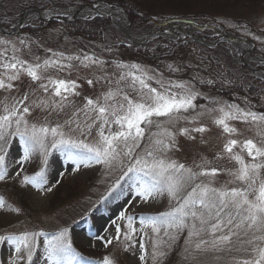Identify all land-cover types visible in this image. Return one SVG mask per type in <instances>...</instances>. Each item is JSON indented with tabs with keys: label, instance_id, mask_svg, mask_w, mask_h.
Returning a JSON list of instances; mask_svg holds the SVG:
<instances>
[{
	"label": "snow or ice",
	"instance_id": "snow-or-ice-1",
	"mask_svg": "<svg viewBox=\"0 0 264 264\" xmlns=\"http://www.w3.org/2000/svg\"><path fill=\"white\" fill-rule=\"evenodd\" d=\"M8 43L0 41V44ZM20 43L24 45L25 41ZM11 50L10 57L0 52V57H3L0 69L4 70L0 73V89H12V82L26 74L38 82L45 93L51 90V97L38 99L31 105L25 104L27 94L19 99L5 97L0 101V181L8 176L6 157L11 142L17 137L22 145V154L17 162L22 165L38 155L43 165L34 176L25 175L24 184L44 188L48 183L47 166L52 151L61 153L76 170L93 164L103 165L108 170L119 168L121 176L112 190L120 188L124 191L120 181L126 177L128 191L135 197L147 201L167 195L170 200L169 210L140 217V229L135 227L136 218L125 212H121L119 219L126 221V230L122 232L120 224L113 221V239L120 241L123 236L126 250L134 245L137 232L141 233V261L146 262L149 256L143 242L145 238L151 243L153 264H159L186 230L184 252L194 262L198 254H213L223 264H264V141L258 144L251 138L243 141L229 138L224 151L236 163V168L220 170L208 167L211 162L203 160L194 170L172 159L169 153L177 147L178 133H203L207 128L173 130L160 119L166 118L169 124L181 119L195 123L200 116L208 114L229 137L238 131L231 121L251 123L257 128V134L264 136V113L222 101H213V107L205 108L203 112L196 111L195 101L201 94L190 82H166L162 75H153L151 70L139 64L121 63L118 68L122 71L116 86L95 99L85 98L84 105L76 108L64 124L52 126L46 118L45 122H33L28 117L34 108L49 111V114L60 113L73 103L70 96L79 95L75 80L47 75L50 69L71 71L74 68L72 61H80L84 67L102 66L104 62L92 56L65 57L61 52L53 53L52 58H45L42 63H30L20 58L15 44ZM65 60L68 63H64ZM153 80L156 86L152 85ZM87 82L93 84L91 79ZM191 112H196V115L191 116ZM73 124L74 129L65 131V127ZM93 129L96 130L93 141L81 138L91 136ZM76 130L80 136L71 134ZM238 146L240 151H234ZM245 153L250 160H246ZM220 171H225L230 179L216 186L215 178ZM16 175L20 172L17 171ZM5 206V199L0 197V208ZM149 228L151 235L145 230ZM40 237L45 241L43 252L37 258ZM97 239L103 240L104 246L113 242L103 237ZM5 243L11 253L8 264H34V261L39 264L40 260L43 264H88L73 247L67 227L52 233L25 230L19 234L0 235V245ZM101 264H115V261L104 257Z\"/></svg>",
	"mask_w": 264,
	"mask_h": 264
},
{
	"label": "rangeland",
	"instance_id": "rangeland-1",
	"mask_svg": "<svg viewBox=\"0 0 264 264\" xmlns=\"http://www.w3.org/2000/svg\"><path fill=\"white\" fill-rule=\"evenodd\" d=\"M41 1L31 0L25 12L36 8L32 5L34 2ZM136 1L139 0H126L130 5L135 4ZM205 1L203 0V2ZM218 2L220 5L216 8H219V10L211 11L214 21L202 26H214L226 35L241 38L253 44L254 49L241 43L231 44L226 42L229 44L230 50L235 55L238 63L247 70L249 75L260 79L259 77H262V75L257 74L253 69H259L264 73V0H253L255 4L250 5L246 3L242 4V0H227V2L218 0ZM97 4L98 6L95 8L101 11L100 13L107 17L109 16L108 18H111L117 25L124 38L138 47L143 45H136L129 41V38L125 34L127 28L129 29V37L130 35H134L142 39V42L149 35L162 31L171 32L167 26L158 27L156 26L157 24L178 25V20L182 19L184 14H189V11H152L151 16L153 19L151 22L153 23L148 25L145 30L136 32L130 27L127 8L120 4L118 0H101ZM108 4L119 5L121 10L110 7ZM79 8L81 6L66 7L60 3H53L42 12L48 14L50 17L66 16L69 18L74 16ZM85 11L86 13L83 11V13L79 14L78 19L94 18V14L91 11ZM22 15L14 16L10 27L5 28L8 30L13 29L11 36L0 33V41L10 42L8 44H0V52H3L5 56L10 57L12 55L11 47L12 44H15L19 50L18 54L20 58L30 63H42L43 59L52 58L53 53L61 52L64 53L65 57L92 56L104 62L102 66L100 64H93L89 67H84L80 61H72L74 68L71 71L50 69L47 75L58 79L75 80L78 85L76 91L79 95L70 96L69 99L73 103L60 113L51 112L49 114V111L34 108L28 117L30 121L45 122L46 118V122L52 126H55L57 123L64 124L76 108L84 105L86 102L85 98L95 99L105 91L116 86L115 82L122 71L118 68L119 64L135 63L122 61L118 53L106 50L99 43L85 42L64 36L59 28L48 29L38 34H27L23 32V27L21 29L17 27ZM168 20L171 21L169 22ZM26 24L38 27L43 23L38 20L36 14H31L24 26ZM179 29L181 30L180 34L175 36L182 39L164 34L156 36L152 41L163 38L182 44L192 41V36L205 38L203 34L208 36L209 33L207 31L213 32L215 36L213 41L205 38L207 42L214 43L220 38L213 30H199L194 26H190V24H186ZM22 40L25 41L24 45L20 43ZM37 57L40 58L39 61L36 60ZM2 59L3 57H0V61ZM64 63H68V61L65 60ZM84 63L89 62L85 61ZM187 65V62L181 58L179 62H163L157 66H141L151 70L153 75H162L166 82H184L181 75H183V71ZM169 66L172 69L178 70H170ZM3 71V69H0V73H3ZM89 79L93 80V84L90 85L87 82ZM260 80L262 81V79ZM12 83L14 84L12 89H0V101H3L5 97H16L19 99L27 94L28 100L25 101V104L31 105L33 101L51 97V90L45 93L39 88V83L32 81L26 74H22L19 80ZM151 83L153 86H156L154 80ZM185 83L188 82L185 81ZM191 85L198 92L196 86L192 83ZM121 87H123V84H121ZM213 101L226 102L213 98L209 100L208 104L197 105L196 111L203 112L205 108L213 107ZM242 108L250 109L247 104H244ZM190 115L195 116L196 112H191ZM83 119V114H81V122H83ZM160 119L165 120V125L173 130H179L184 127L191 130L199 126L207 128V131L203 133L195 131H190L188 135L178 133L176 137L177 147L169 153L172 159L193 167L194 170H196V165L201 164L203 160L211 162L208 167H215L220 170L236 168V163L230 160L229 154L224 151V145L229 138H234L238 141L251 138L258 144L264 141V136L258 135L257 128L248 122L231 121L232 126L236 127L238 131L229 137L228 134H224L221 128L213 123L212 116L208 114L200 116L195 123L191 121L186 122L181 119L169 124L166 118ZM74 128L75 124L65 127V131H71ZM152 130L155 131L156 129L153 128ZM71 134L73 136H80L79 130L72 131ZM189 136L194 137V139L189 138ZM81 138L87 139L89 142L93 141L96 138V130L93 129L91 136ZM18 140V137L15 138L9 146L6 157L8 176L5 180L0 181V197H3L6 201V206L0 208V235L19 234L25 230L52 233L67 227L70 229L72 235L73 247L88 264H101L104 257L112 258L115 264H153L149 240L145 238L143 241L148 249L149 256L146 262L141 261L139 258L142 254L139 247L142 242L141 233L137 232L134 238V245L128 247L126 250V242H124L123 236H121L120 241L113 239L115 236V224L113 221L120 224L122 232L126 230V221L119 219L121 212H125L136 218L135 227L140 229V217L157 215L169 210L170 200L167 195L149 198L147 201L137 198L128 191V183L123 182L126 177L120 181V183L123 182L121 185L124 191H121L120 188L112 190V186L121 176L119 168L108 170L103 165L93 164L91 166H81L79 170H76L72 163L57 151H52L49 156L47 166L48 183L44 185V188H38L33 184H24L22 182L23 177L25 175L34 176L43 165L38 155L22 165L18 163L17 161L22 154V145L18 143ZM234 151H240L239 146ZM245 158L246 160H250L246 156V153ZM17 171L20 172L18 176L16 175ZM229 179L230 177L225 171H220L215 178V185H222ZM49 188L51 189L50 191H48ZM15 209H19V211H15ZM145 230L151 235L150 228ZM97 237H103L105 240L112 239L113 242L110 245L104 246V241L97 239ZM186 237L187 231L185 230L178 237L172 249L168 251L166 257L159 261V264H223V261H217L213 254H198L194 262L191 256H188L184 252ZM39 239L40 247L37 250V258L43 252L45 241L44 237H40ZM10 254L7 243L0 245V261H3V264H8ZM34 264H36L35 261ZM39 264H43V261L40 260Z\"/></svg>",
	"mask_w": 264,
	"mask_h": 264
},
{
	"label": "trees",
	"instance_id": "trees-1",
	"mask_svg": "<svg viewBox=\"0 0 264 264\" xmlns=\"http://www.w3.org/2000/svg\"><path fill=\"white\" fill-rule=\"evenodd\" d=\"M18 1V2H17ZM31 0H0V25L9 28L14 16L22 15ZM101 0H42L34 2L40 11H44L53 3L63 6H95ZM107 1V0H106ZM227 0H222V2ZM125 8L130 19V27L136 32L145 30L153 19L151 12L155 10L189 11L178 20V25H168L175 35L189 23L199 26L214 21L213 10L218 11V0H139L135 4H128L126 0H118ZM255 4L253 0H242V4ZM218 4V5H215ZM199 11V12H198ZM169 22L171 20H168ZM180 21V22H179ZM59 28L64 36L85 42L101 44L106 50L119 54L124 62H135L140 65L157 66L163 62H179L183 58L187 67L183 71L184 82L196 86L201 94L195 103L208 104L210 99L218 98L228 103H236L241 107L247 104L250 110L264 113V82L249 75L241 66L230 46L226 42L219 43L215 48L196 41L175 43L172 40L159 38L143 46H135L128 42L117 25L108 17H94L78 19L73 23H58L52 21L38 27L25 25L23 32L38 34L48 29ZM206 33V32H205ZM203 34L209 41H213V32ZM198 35V34H197ZM202 35V34H201ZM212 81V83H208ZM127 184V178L123 181ZM123 182L121 184H123Z\"/></svg>",
	"mask_w": 264,
	"mask_h": 264
},
{
	"label": "water",
	"instance_id": "water-1",
	"mask_svg": "<svg viewBox=\"0 0 264 264\" xmlns=\"http://www.w3.org/2000/svg\"><path fill=\"white\" fill-rule=\"evenodd\" d=\"M96 6H98V5H95L94 7L83 6V7H81V8L78 9V12H76L74 14V16L69 17V18L66 17V16H60V17H48L47 19H43L41 17V15H43L44 12L40 11L39 9L32 8L30 11H26L21 16V18H20V20L18 22L17 27L19 29H21L24 26V24H25L27 18L29 17V15H31V14H36L38 20L40 22H42V23H48V22H51V21H57V22H62V23H72L76 19H78L79 18V14L81 12L85 11V10H90V11L95 12L94 16H102V17L103 16H106V15L100 13L99 10H97L95 8ZM108 6L115 7L117 9H120L121 10L120 6L119 5H116V4H108ZM156 26L161 27V26H166V24H157ZM191 26H194L196 28H199V30H205V29L213 30L214 32H216L220 36V38L217 41H215L214 43H209V42H207L205 40V38H202V37H199V36L198 37L192 36V38H191L192 41L201 42V43L205 44L208 47L214 48L220 42H228V43H231V44L241 43V44H244L246 46H251L254 49V45L251 44L250 42H248L247 40H244V39H241V38H236V37H231L229 35H226L224 32L219 31L214 26H208V25L207 26H197L195 24H191ZM12 32H13V29L12 28L10 30H8V29H5L3 26L0 25V33L1 34L11 36L12 35ZM128 32H129V29L127 28L125 34L129 38V41H131L132 43H134L136 45H144V44L152 41L156 36H161V35H164V34H169V35H171L173 37H176L173 33L169 32V31H162V32H158L156 34L149 35L147 38H145L144 41L137 43V42H134L128 36ZM176 38L182 39L181 37H176ZM253 71L256 72L257 74H261L263 77H259L258 75H257V77H259L260 79H262V81L264 82V73L262 71H260L259 69H253Z\"/></svg>",
	"mask_w": 264,
	"mask_h": 264
},
{
	"label": "bare ground",
	"instance_id": "bare-ground-1",
	"mask_svg": "<svg viewBox=\"0 0 264 264\" xmlns=\"http://www.w3.org/2000/svg\"><path fill=\"white\" fill-rule=\"evenodd\" d=\"M87 11H90V10H87ZM85 13H86V11H84ZM99 12H101V11H99ZM83 13V12H82ZM91 13H93V14H95V12H93V11H91ZM41 17L43 18V19H47L48 17H50L48 14H43V15H41ZM130 38L134 41V42H137V43H139V42H141V40L142 39H140L139 37H136V36H134V35H130ZM263 77V76H262Z\"/></svg>",
	"mask_w": 264,
	"mask_h": 264
}]
</instances>
